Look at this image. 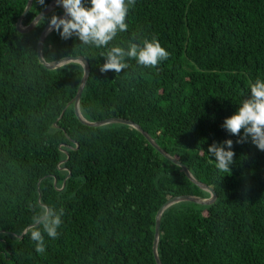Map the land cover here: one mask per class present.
Instances as JSON below:
<instances>
[{"label": "trees", "instance_id": "16d2710c", "mask_svg": "<svg viewBox=\"0 0 264 264\" xmlns=\"http://www.w3.org/2000/svg\"><path fill=\"white\" fill-rule=\"evenodd\" d=\"M29 0H0V264H158L156 215L170 198L209 191L125 123L90 126L75 112L84 69L47 68L40 35L17 21ZM52 0H34L29 24ZM128 29L102 48L51 31L49 62L83 56L91 67L80 109L88 120L139 123L217 194L211 204L181 201L161 218L163 264H264V151L221 125L264 77V0H134ZM156 36L170 53L155 67L134 59L101 72L106 47ZM243 129H241V133ZM233 140L228 172L207 154ZM38 202L63 209L58 235L38 252L23 233ZM22 236V237H21Z\"/></svg>", "mask_w": 264, "mask_h": 264}, {"label": "clouds", "instance_id": "9594fccd", "mask_svg": "<svg viewBox=\"0 0 264 264\" xmlns=\"http://www.w3.org/2000/svg\"><path fill=\"white\" fill-rule=\"evenodd\" d=\"M43 3V0H40ZM64 9L63 16L53 14L49 20L51 28L59 31L62 38L75 37L84 44L97 48L105 47L117 35L128 29L126 16L134 0H56ZM41 18L37 23H41ZM104 62L101 72L112 70L119 73L127 68V60L134 59L139 66L155 67L166 60L170 53L156 36L143 38L140 42L130 41L127 47L112 45L101 53ZM249 94L239 101L237 109L222 122V127L241 139H250L258 150L264 151V77H256L248 85ZM241 129L243 132L241 133ZM233 140L226 138L213 141L207 147V154L214 159L215 167L228 172L233 163ZM63 209L38 202V212L32 223L22 230L34 242L38 252L45 249L44 233L50 238L58 235L62 223Z\"/></svg>", "mask_w": 264, "mask_h": 264}, {"label": "water", "instance_id": "95a60500", "mask_svg": "<svg viewBox=\"0 0 264 264\" xmlns=\"http://www.w3.org/2000/svg\"><path fill=\"white\" fill-rule=\"evenodd\" d=\"M33 2H34V0L28 1L25 10L23 11L22 15L20 16V18L17 21V28L21 32L31 31L38 24L37 21H39L41 18H43L49 12H51L55 8V6L57 5L56 0H52L48 4V6L44 10L39 12L29 24L25 25V24H23V20L27 16L30 8L32 7ZM63 15H64V11L61 14H59L58 17L63 16ZM53 30L54 29L50 27L49 22H48V24L43 29V31L40 35L39 41H38V56H39L40 61L47 68H50V69L60 67L64 64L72 62V61L79 62L83 66L84 74H83L82 80L80 82L77 94L74 97L75 112H76L78 118L83 123L90 125V126H101V125H105V124H109V123H125V124H128V125L135 127L136 129H138L139 131H141L144 134V136L149 140V142L158 151H160L164 156H166L167 158H169L173 162L179 164L184 169L187 176L194 183L199 185L202 189L209 191L211 194L209 197H202V196L194 195V194L177 195V196H174V197L170 198L169 200H167L162 205V207L159 209V211L156 215V229H155V239H154V244H153V251H154V255H155L157 263L163 264L161 259H160V256H159V252H158V243H159V238H160V233H161V218H162L163 211L167 207H169L170 205L177 203V202H181V201H194V202H198V203H202V204H211L217 198L216 191L211 185H208L206 183L199 181L192 174V172L189 170L187 165H185L183 162H181L176 156L171 155L168 151H166L164 148H162L159 145V143L155 140V138H153L146 130H144L139 123L132 121L130 119H127V118H120V117H111V118L101 119V120H97V121L88 120L86 117H84L82 112H81V109H80V100H81V95L83 93V90H84V88L87 84V81L89 79V76H90V70H91L90 64L85 57L80 56V55L79 56L63 57V58H60V59H57V60H54L51 62L47 61L43 55V46H44V42H45L46 37Z\"/></svg>", "mask_w": 264, "mask_h": 264}, {"label": "rangeland", "instance_id": "374dc122", "mask_svg": "<svg viewBox=\"0 0 264 264\" xmlns=\"http://www.w3.org/2000/svg\"><path fill=\"white\" fill-rule=\"evenodd\" d=\"M57 7H62V6H60L59 4H57L56 6H55V8H57ZM64 10V9H63Z\"/></svg>", "mask_w": 264, "mask_h": 264}]
</instances>
